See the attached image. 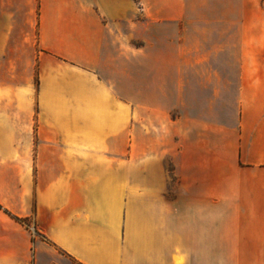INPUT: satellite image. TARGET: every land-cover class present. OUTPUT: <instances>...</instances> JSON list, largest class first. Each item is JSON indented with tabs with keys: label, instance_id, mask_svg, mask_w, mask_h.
Wrapping results in <instances>:
<instances>
[{
	"label": "crops",
	"instance_id": "obj_1",
	"mask_svg": "<svg viewBox=\"0 0 264 264\" xmlns=\"http://www.w3.org/2000/svg\"><path fill=\"white\" fill-rule=\"evenodd\" d=\"M262 2L39 0V86L0 79V264H261ZM229 13L242 54L186 56Z\"/></svg>",
	"mask_w": 264,
	"mask_h": 264
},
{
	"label": "rangeland",
	"instance_id": "obj_2",
	"mask_svg": "<svg viewBox=\"0 0 264 264\" xmlns=\"http://www.w3.org/2000/svg\"><path fill=\"white\" fill-rule=\"evenodd\" d=\"M264 5V0L262 2ZM229 28L221 30L220 25L213 23L212 28H193L187 29V46L186 56H240L241 47L239 42L240 30L237 27V20L240 15L229 13ZM251 16V14H246ZM220 18V14H213V19ZM39 20V0H0V23L6 27L5 37L0 43V69L6 73L0 79L11 81L12 77L8 76L7 70L19 71L15 76V80H20L21 86L32 84L39 86V56H34L33 47L36 44L38 35ZM183 31L182 30V34ZM221 31L224 38H227L228 45L221 47ZM256 29L247 27L245 35L248 40L256 35ZM171 33L173 30H166ZM166 33V34H167ZM8 35V36H7ZM183 35L184 37L186 36ZM251 44V43H250ZM170 46L166 45V50ZM245 56H264V46L260 50L247 46ZM38 48V47H36ZM171 50V48H170ZM141 77L139 70V62H134L133 74V127H134V148L137 149V156L134 161L139 162L140 159V129H141ZM22 222V221H21ZM30 226V220L24 222ZM261 264H264V253L260 254Z\"/></svg>",
	"mask_w": 264,
	"mask_h": 264
},
{
	"label": "trees",
	"instance_id": "obj_3",
	"mask_svg": "<svg viewBox=\"0 0 264 264\" xmlns=\"http://www.w3.org/2000/svg\"><path fill=\"white\" fill-rule=\"evenodd\" d=\"M13 217L16 218L19 221H22V222H27L28 221L27 218L18 217V216H15V215H13Z\"/></svg>",
	"mask_w": 264,
	"mask_h": 264
}]
</instances>
